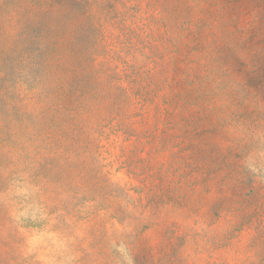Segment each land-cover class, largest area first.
<instances>
[{
    "label": "rangeland",
    "instance_id": "374dc122",
    "mask_svg": "<svg viewBox=\"0 0 264 264\" xmlns=\"http://www.w3.org/2000/svg\"><path fill=\"white\" fill-rule=\"evenodd\" d=\"M0 264H264V0H0Z\"/></svg>",
    "mask_w": 264,
    "mask_h": 264
}]
</instances>
